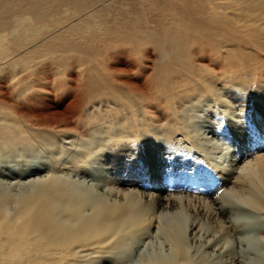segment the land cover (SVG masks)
<instances>
[{
	"label": "rangeland",
	"instance_id": "374dc122",
	"mask_svg": "<svg viewBox=\"0 0 264 264\" xmlns=\"http://www.w3.org/2000/svg\"><path fill=\"white\" fill-rule=\"evenodd\" d=\"M64 1L14 0L13 9H30L38 4L40 9L46 7L43 12L47 18L64 17L72 11L58 9ZM202 1L95 0L85 8L79 5V9H92L90 14L76 17L86 29L80 26L72 38H66L69 40L52 39L44 44L42 62L26 76H32V80L25 82L28 91L23 96H17L10 74L2 71V89L10 92V100L22 110L42 115L52 112L49 106H53L70 113L72 126L69 130L57 129L62 131H55L59 141L53 139L47 151L44 144L50 141L35 143L29 154L13 152L5 156L0 150V180H17L7 176V162L11 165L12 160L18 165H43L44 178L51 169L60 171L58 163H66L61 171L95 185L97 194L90 193L108 203L124 200L120 190H133L144 201L150 196L157 200L183 196L210 204L217 214L224 207L230 215H250L252 221L238 220L225 229L230 235L219 232V238L214 237L216 229L211 222L202 221V230L188 229L192 254L201 248L216 256L230 240L235 241L232 248L239 252L243 247L240 241L251 230L264 243V212L236 200L224 203L229 188L240 190L241 168L264 155V54L226 63L210 49L204 52V48L195 46L196 55L179 56L178 50L183 51L184 46L182 37L168 35V29L196 26ZM190 8L193 13L186 11ZM65 45L73 50L69 56L64 54ZM179 63L190 69L185 77L195 75L194 92L185 81L174 82ZM111 65H116L119 72L111 73ZM132 87L143 89L139 106L147 114L135 116L134 109H124L125 93L131 90L136 95ZM74 113L77 116L73 119ZM74 157L84 160L85 168L73 167L69 161ZM151 206L144 212L148 231L134 245L138 250L150 245L155 250H168V242L159 231H164L169 219L161 217L162 207L155 203ZM237 256L233 261L226 259V264H242L243 258Z\"/></svg>",
	"mask_w": 264,
	"mask_h": 264
},
{
	"label": "bare ground",
	"instance_id": "6f19581e",
	"mask_svg": "<svg viewBox=\"0 0 264 264\" xmlns=\"http://www.w3.org/2000/svg\"><path fill=\"white\" fill-rule=\"evenodd\" d=\"M13 1L0 0V76L2 71L9 73L13 88L17 96L21 97L28 91L25 82L32 77L26 76L42 62L44 44L52 39L72 38V34L80 26L83 27L77 23V18L90 14L92 10L79 9V5L85 8L93 5L95 0H65L58 9L72 11L56 18H47L43 12L46 7L40 9L38 4L30 9H13ZM79 11L84 14L79 15ZM186 11L193 13L191 8ZM197 12L196 26L185 25L183 30L168 29V35L182 37L184 46L183 51L178 50L179 56L193 53L195 46L204 48V52L211 50L212 54L214 52L219 60L226 63L264 54V0H203ZM65 48L67 51L64 54L69 56L73 53L69 45H65ZM183 60L178 58V61ZM109 70L113 74L119 72L116 65L109 66ZM189 71L185 64L179 63L173 80L177 83L185 81L188 89L194 92L195 75L192 74V78L185 77ZM205 78L210 79L206 75ZM2 86L0 84V150L5 156L13 152L29 154L35 143L50 141L44 144L47 151L53 139L59 141L55 136L57 133L62 134V131L57 129H71L70 113L49 106L52 112L47 110L46 114L44 111L42 115L38 112L31 114L11 101L10 92L3 90ZM131 89L136 91L137 96L131 90L126 92L124 109H134L135 116L147 114L139 106V93L143 89ZM127 99L131 101L130 104ZM180 100L184 102V96ZM76 116L74 113L73 119ZM60 154L63 156L64 152ZM83 161L74 157L69 163L81 169L84 167ZM24 164L19 163L24 166L20 168L13 160L12 166L7 162V176L17 180L13 183L11 180H0V264H224L226 259H230L227 255H231L232 261L233 257L240 255L237 257L243 258H240L244 260L242 264H264L263 238H258V234L252 230L240 241L243 247L239 252L232 248L234 240L226 243V247L216 256L204 253L201 248L195 254L190 251L186 235L188 229L192 232L197 228L202 230V221L211 222L215 224L214 237H217L219 232H228L226 230L238 220L252 221L250 215L232 212L230 215L224 207L217 214L216 208L210 204L183 196L158 198L159 201L150 196L144 201L133 190H120L124 200L108 203L95 197V185L65 170L61 171L65 169L66 163H58L60 171L51 169L46 178L41 176L43 165ZM238 177L241 180L240 190L229 188V198H225L224 203L229 205L236 200L258 212H264V155L242 167ZM153 203L162 207L161 217L169 219L164 231H159L168 242V250L163 247L155 250L151 245L138 250L134 245L138 238L140 240L141 234L148 231L144 212ZM192 219L194 221L189 224ZM172 224L174 228H171Z\"/></svg>",
	"mask_w": 264,
	"mask_h": 264
}]
</instances>
